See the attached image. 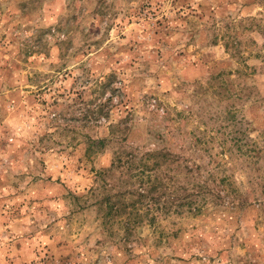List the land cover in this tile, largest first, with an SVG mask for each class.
<instances>
[{
    "label": "rangeland",
    "instance_id": "rangeland-1",
    "mask_svg": "<svg viewBox=\"0 0 264 264\" xmlns=\"http://www.w3.org/2000/svg\"><path fill=\"white\" fill-rule=\"evenodd\" d=\"M168 129L182 213L117 243L65 197ZM0 264H264V0H0Z\"/></svg>",
    "mask_w": 264,
    "mask_h": 264
},
{
    "label": "trees",
    "instance_id": "trees-1",
    "mask_svg": "<svg viewBox=\"0 0 264 264\" xmlns=\"http://www.w3.org/2000/svg\"><path fill=\"white\" fill-rule=\"evenodd\" d=\"M101 113L102 109L97 108L95 119ZM122 121L109 126L107 138H87L83 157L87 162H91L92 157L108 143L129 140L128 136H117V128ZM174 131L147 132L143 144L154 141L161 147L145 153L141 152L140 148L145 147L142 144L131 150L120 149L114 154L109 167L89 170L93 179L85 194L69 193L65 198L80 204L83 209L94 208L98 213L99 227L117 243L127 241L143 225L149 226L158 237H163L165 228L161 222L172 214L180 215L182 212L179 213V209L184 208L173 204V198L178 194L176 179L167 173L171 171L169 165L178 161L177 154L167 148L176 144ZM131 142L134 144V141ZM187 205L193 214L201 209L200 206L194 207L193 203ZM170 236H173V232Z\"/></svg>",
    "mask_w": 264,
    "mask_h": 264
}]
</instances>
